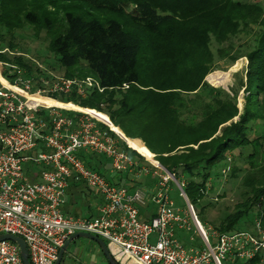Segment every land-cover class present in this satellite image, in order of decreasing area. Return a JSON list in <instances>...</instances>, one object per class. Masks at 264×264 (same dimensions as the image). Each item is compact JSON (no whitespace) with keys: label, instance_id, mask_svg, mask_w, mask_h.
I'll return each instance as SVG.
<instances>
[{"label":"trees","instance_id":"trees-1","mask_svg":"<svg viewBox=\"0 0 264 264\" xmlns=\"http://www.w3.org/2000/svg\"><path fill=\"white\" fill-rule=\"evenodd\" d=\"M206 1L0 0V62L16 66L28 78L44 76L45 71L32 58L26 57L16 40L17 32H21L26 25L42 30L47 37V50L57 58L64 78L91 77L104 89L102 93L94 90L86 98H80L75 93L63 95L60 97L63 102H72L73 106L107 115L112 126L120 129L127 142L102 125L104 130L116 138L120 149L132 158L143 161L141 155L127 146L128 142H137L158 155V162L183 183L186 197L194 209L206 198L210 183L214 186L213 182L222 176L224 170L226 174L223 175L229 181L240 179L242 192L237 211L220 220L214 229L220 233L247 231L251 230L248 225H253L256 218H261L264 225V153H260L264 146V120L258 117L254 105L264 93V34L256 42V54L249 56L254 69L248 73L247 81L250 94L256 96L248 99L239 121L224 128L219 137H215L219 126L235 117L237 109L235 105H230L222 92L203 82L213 64L205 38L202 42L205 56L188 73L187 82L175 81L172 74L167 75L166 67H160L167 61L164 53L166 46L182 37L178 26L182 21L187 23L184 22L186 8L193 4L201 6ZM209 1V5H227L238 11L250 10L256 15L260 11L248 3ZM55 11L61 12L60 19ZM117 17H124L133 26L152 35L154 45H147L154 52L162 50L163 60L152 59V68L154 66L160 81L148 79L147 72L143 70V55L148 46L138 33L127 29ZM230 19L228 16V22L236 27V22ZM261 23L264 28V21ZM204 32L209 33L210 30ZM171 69L176 70L175 64L171 65ZM8 70L4 75L12 80ZM179 93L196 97L206 95L209 98L210 103L200 122L179 119V111L183 109ZM132 139H139L144 144ZM254 142L257 146H253ZM245 147H252L251 153L242 154L241 150ZM173 152L177 154L171 155ZM83 160L89 168L102 173L113 184L123 187L125 182H132L128 191L141 185L128 174H109L111 167L107 169L109 159L105 156L90 154ZM28 168L39 171L37 167ZM71 186L78 191L82 183L72 182ZM249 214H252V219L244 229L240 228V222ZM75 216L79 215L75 213ZM196 216L200 222H205L202 211L200 216ZM261 259L257 257L225 264H257Z\"/></svg>","mask_w":264,"mask_h":264},{"label":"built area","instance_id":"built-area-1","mask_svg":"<svg viewBox=\"0 0 264 264\" xmlns=\"http://www.w3.org/2000/svg\"><path fill=\"white\" fill-rule=\"evenodd\" d=\"M7 69L12 80L4 75ZM94 90L104 91L91 77L66 79L51 74L28 78L16 66L0 62V234L22 238L30 264H54L62 246L76 233L101 238L121 264H224L264 258L261 218H256L247 231L206 229L188 201L183 183L153 156L150 159L140 154L143 161L136 160L120 149L116 138L98 127L100 124L112 131L103 122L33 98L71 104L60 97L75 93L86 98ZM90 154L109 159V174H128L140 181L151 174L154 186L128 191L113 184L86 165L83 157ZM145 163L151 165L149 169ZM72 182L93 191L98 200L96 215L64 214L66 192ZM171 184L186 203L182 211L171 200ZM150 204L156 208L155 215L141 219L140 210ZM189 220L201 241L199 247L177 237L190 230ZM0 264H23L15 243L0 242Z\"/></svg>","mask_w":264,"mask_h":264},{"label":"rangeland","instance_id":"rangeland-1","mask_svg":"<svg viewBox=\"0 0 264 264\" xmlns=\"http://www.w3.org/2000/svg\"><path fill=\"white\" fill-rule=\"evenodd\" d=\"M223 1L248 3L258 8L260 11L258 15H256L253 12H250V10L238 11L230 8L227 5L217 6L212 4V6L209 5V0L203 3V5L201 6H196L194 4L189 5L186 8V18L184 21L187 23H182V21L178 26V30L182 33V37L173 41L172 45L169 44L166 46L164 53L166 56L165 59L167 61L164 64L160 65L161 68L166 67L165 71H167V75L172 74L176 79L175 81L182 83L187 82L188 80L186 79V76L188 75V73L193 71L197 64V61L201 60L205 56V51L202 46L203 38H205L206 45L208 46L207 48L210 50L213 64L210 68V71L204 77L203 82H205L210 88L222 92V94H224L223 97L228 98L227 100L230 105H235L237 109V115L228 122L219 126L215 137L221 136L224 128L229 127L232 123L238 122L246 104L248 103V99L251 96H256L250 94V85L249 81H247L248 73L251 72L252 69H254L249 61V56H254L256 54V42L264 34V28H262L261 25L262 20L264 21V0ZM48 10L54 11L52 8H49ZM55 14L57 15L58 19H60L61 12L55 11ZM226 14L229 15L226 16ZM251 14H254V16H252ZM228 16L231 18L230 20H232L234 23L236 22V27L232 26L231 23L228 22ZM117 18L124 23L127 29L138 33L145 42V46H148L147 49H145L143 55V70L147 72L148 79L153 78L157 81H160L158 80L159 74L153 69L154 66L152 68V59L154 58L153 60L155 61H157L158 59L163 60V57H161L162 50L159 52H154L151 50L152 48H150L149 45H154L152 35L145 33L139 27L133 26L124 17ZM205 30H210V32L205 33ZM46 38L47 37L42 30L35 29L34 27L28 25H26V27L22 29L21 32H17L16 34V40L21 46L22 50H24L26 57L32 58L35 64L45 71L43 72L44 77L47 78L51 74L57 77H63V71L61 70V68H59L56 62L57 58L55 59L53 54L49 53V51L47 50L48 42ZM173 64H175L176 67L175 71H172L171 69V65ZM224 78H226V80L221 84H218ZM180 94V101H182L181 106L183 107V109L179 111V119L181 121L190 123L200 122L204 117V113L206 112V106H208L210 103L209 98H207L206 95H204L203 97H196L192 94L185 95L183 93H179V95ZM71 104L75 105L74 103ZM254 105L255 110H257L256 114L259 118H262L264 120V93L260 95ZM77 107H79L80 109H84L80 106ZM226 112L231 113V111L229 110H226ZM98 127L104 129V127L100 124H98ZM113 129L115 130L116 128L113 127ZM118 129L117 133L122 136V134L119 132L120 129ZM128 143L131 144V142ZM253 146H257V143L254 142ZM129 148L135 150L132 147ZM196 148L197 147H195V149ZM261 148L262 150L260 151V153L262 152L263 154L264 146ZM136 151L147 152V150L142 146L139 149L136 148ZM251 151L252 147H245L243 150H241L242 154L244 155L251 153ZM136 153L139 154L138 152ZM174 154L177 153L173 152L171 155ZM237 154L238 151L235 152V155ZM151 156H153L154 161L158 162V155L151 153ZM135 159L137 160V158ZM145 165L148 169L151 166L148 163H145ZM110 167L111 166L108 160L107 169L110 170ZM134 181L139 183L141 182L140 186L144 188L153 187L155 183V177L154 182L151 184H149V180L147 179L143 181ZM131 183L125 182L123 188L127 189L131 185ZM240 183V179L229 181L223 174L219 179L213 182L214 186L210 183V185L208 186V193L206 195V198L200 201L198 208H193L195 214H197L198 216H200L201 211L203 212L205 222H199L202 223V225L206 229L209 227L214 228V226L217 225L220 220L237 211L238 205L241 202L240 193L242 192V189L240 187ZM84 187L81 189L82 193L84 194V204L78 203V205H83L84 208H87V198H91V201H96L97 198L93 196L92 190L90 191L89 189ZM169 195L176 208L180 209L181 211L185 209L186 203L178 195L175 184L170 185ZM202 207H204V209H201ZM89 209L91 210V208ZM85 211H87V213H85L86 215L90 212L88 210ZM72 217L76 216L73 215ZM251 219L252 214H249L240 222L239 227L244 229L245 226L248 225L247 222ZM248 226L249 229H252L253 227V225L250 224ZM188 227L190 230H185L184 234H179L177 236L178 239L190 246H201V241L193 232L195 228L191 220H189ZM239 227H237L236 229H240ZM240 231L242 232L243 230ZM190 238H195V241H191ZM91 249L95 253H92ZM98 253L102 257V261L106 264L105 258L103 257L98 246H96L94 243H91V241L89 240L79 239L75 243L70 244L67 252L68 257L65 259L64 264L77 263V261L75 260H71L70 262V255H73L77 258V260L81 259L84 262L88 260H86L88 255L91 256L92 254H94L95 256H98ZM114 255H116L115 252ZM116 257L119 256L116 255ZM257 264H264V258L261 259Z\"/></svg>","mask_w":264,"mask_h":264},{"label":"crops","instance_id":"crops-1","mask_svg":"<svg viewBox=\"0 0 264 264\" xmlns=\"http://www.w3.org/2000/svg\"><path fill=\"white\" fill-rule=\"evenodd\" d=\"M79 108V107H77ZM107 125V124H106ZM109 126L112 130H113V126L111 124L107 125ZM116 133V132H115ZM117 134V133H116ZM119 137L120 135L117 134ZM123 137V136H122ZM121 138V137H120ZM125 138V137H124ZM122 139V138H121ZM129 139V138H127ZM132 140H138L140 141L139 139H132ZM124 141V140H123ZM141 142V141H140ZM142 143V142H141ZM139 160V159H138ZM147 180H149V184L153 183L154 182V177L150 174L147 178ZM146 182V181H145ZM148 182V181H147ZM79 185V184H78ZM85 185L82 184L81 186V189L84 187ZM84 188H87L86 186ZM81 189H78V192H76V188L74 186H70L68 187L67 189V192H66V197H67V202H66V205L64 206L63 208V211L65 213V215L67 216H73L76 214H78L79 216H83V217H91V216H94L96 215L97 213V202L98 200L96 201H91V198H87V205L86 207L87 208H84L83 205H78V203L80 204H84V194L82 193V191H80ZM89 189V188H87ZM90 190V189H89ZM91 191V190H90ZM92 193V192H91ZM93 196L96 197L93 193ZM97 198V197H96ZM91 208V210L89 209ZM85 210H88L90 211L87 215L85 213H87V211ZM85 211V212H84ZM155 212H156V208L155 206L153 205H147L145 208H142L140 210V215H141V219L143 220H148L150 219L151 217H153L155 215ZM77 241V240H76ZM76 241H74L73 243H75ZM91 252L92 253H95L92 251L91 249ZM99 254V253H98ZM68 255V254H67ZM68 256H66L67 258ZM97 257V258H95ZM88 259V260H87ZM69 260L71 262V260H75L77 261V263H74V264H105L103 261H102V257L100 256V254L98 256H95L94 254H92L91 256L88 255V257L86 258L87 261H82L81 259L77 260L76 257H74L73 255H70L69 256ZM71 264V263H70Z\"/></svg>","mask_w":264,"mask_h":264},{"label":"water","instance_id":"water-1","mask_svg":"<svg viewBox=\"0 0 264 264\" xmlns=\"http://www.w3.org/2000/svg\"><path fill=\"white\" fill-rule=\"evenodd\" d=\"M79 239H85L95 243L100 249L107 264H121L113 257L107 244L101 238L88 233H76L72 235L60 249L57 260L54 264H64L70 244ZM3 241H11L15 243L19 247L22 263L30 264L28 260L27 246L22 238L9 234H0V242Z\"/></svg>","mask_w":264,"mask_h":264},{"label":"bare ground","instance_id":"bare-ground-1","mask_svg":"<svg viewBox=\"0 0 264 264\" xmlns=\"http://www.w3.org/2000/svg\"><path fill=\"white\" fill-rule=\"evenodd\" d=\"M33 98H34V100H36L38 102H42V103H45V104H48V105H51V106H60V107H63V108H69V109H72V110H76V111H80V112L87 113L90 116L96 118L97 120L103 122L104 124H107V125L110 124L109 118L105 114H103L101 112H98L96 110H92V109H80V108H77V106H73L72 104L60 103V102L54 101L52 99L44 98V97H40V96H35ZM114 131L116 133L118 132L117 129H115ZM117 134H119V133H117ZM120 137L122 138V140H124L125 142H127V140L124 137H122L121 135H120ZM128 146L134 148L135 149L134 151H136V148L137 149L141 148V145L138 144L137 142H131V144L128 143ZM136 152H138L139 154H141L143 156H146L147 158H150L151 159V153L148 151V149H147V152H140V151H136Z\"/></svg>","mask_w":264,"mask_h":264}]
</instances>
